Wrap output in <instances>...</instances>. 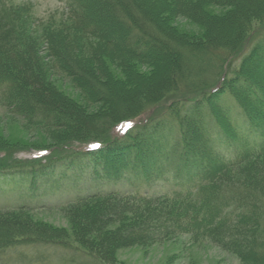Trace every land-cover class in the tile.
<instances>
[{
    "label": "rangeland",
    "instance_id": "rangeland-1",
    "mask_svg": "<svg viewBox=\"0 0 264 264\" xmlns=\"http://www.w3.org/2000/svg\"><path fill=\"white\" fill-rule=\"evenodd\" d=\"M68 1L0 0V24L3 28L10 24L12 28L14 24L10 20L9 12L16 7L27 5L31 7L33 17L38 19L37 24L31 26V30L27 27V33L34 31V35H38L41 33L42 25L53 23L59 26L65 20ZM201 8L202 13L206 12L212 17L223 13L222 8L216 5H205ZM164 19L167 30L184 36L183 39L189 36L199 37L205 31L194 20L175 16L172 12L165 14ZM252 24L253 31L243 50L233 55L225 51L219 54L215 52L210 56L212 61H208L209 64L201 62L194 67L192 77L189 76L190 74L176 77L172 70L174 57L165 56L163 52L156 55L161 61L154 65L147 61L112 62L109 58L102 57L105 68L113 77L106 83L105 91L109 96L108 102L111 107H108L107 103L98 104V107L89 104L79 88L70 81L57 77L50 86V92H57L62 99L59 104V114L62 117L58 119L59 124L55 128L33 127L30 125V120L14 115L0 101V152H6L0 153V164L4 167V172H7L5 174L11 175L16 168H22L19 171H23L24 168L33 172L36 179L32 192L27 190L28 182L24 179L18 178L15 182H10L11 178L7 176L8 180L0 181V264H241L237 255L224 248L225 240L217 243L216 236L207 237L200 230L197 235L185 232L174 233L172 216H162V213L168 212L163 206L164 203L172 204L176 193L180 190L186 192L196 188L199 185L196 178L185 180L173 177L171 174L169 178L172 183L159 180L145 184L142 177H138L139 174L130 172L125 167L128 157L133 153L131 147L123 148V146L122 150L100 151L85 157L81 155L92 146H97L95 145L97 142L109 148L110 141L126 138L127 128L137 127L139 122L143 123L140 125H144L157 119L164 120L165 115L169 116L168 119L175 118V120L180 117L185 122L178 128L177 125H172V122L169 124L170 120L167 119L169 126L165 122L161 129V131L165 130L168 139L176 144L181 132L186 136L187 134L190 137L196 136L194 126L196 129L199 121L193 123L191 118L199 112L206 118V131L213 136L212 148L228 151V148L236 146L234 141L232 146L228 144L221 148L220 128L212 121L211 112H206L205 109L212 105H216L217 108L219 105L239 126L243 118L242 113L227 92L234 86L242 101L249 106V113L258 120L264 121V108L258 111L255 106L258 98V101L263 100L261 103L264 107V31L260 30L261 21L253 20ZM135 33L133 30V34L130 35L132 40L137 35ZM224 57L227 60L222 61ZM222 73L227 75L226 88L221 86L224 89L214 97L216 101L206 103L209 92L220 84L218 79ZM245 78L252 85L254 84L253 87L243 85ZM139 81L143 84L138 85L141 88L139 91L134 90L137 94L134 98L135 102L126 105L124 102L131 98L123 100L121 96H125L127 84L133 85ZM152 86L156 91L155 94L145 93ZM199 97H203L202 101L205 105L195 108L191 101ZM110 108L112 115V108L119 109V112L113 116H108L114 120L113 122H120L142 112L141 118L139 117L140 119L135 122L120 123L110 130H108L110 126L103 124L101 118L93 116L89 121L90 111L101 109L99 111L102 114L103 110L109 112ZM226 123L228 121L222 123L223 127L227 126ZM185 125L188 126L189 133ZM242 131L247 132V128L243 126ZM185 141L189 146V141L186 139ZM139 142L142 144L136 145L138 154L134 153L131 159L143 160L147 157L148 151L152 153L155 150L156 142L148 146L142 140ZM190 142L191 158L195 161L197 157L193 150L194 148L195 151L200 150V146L193 141ZM143 148H147V154L143 152ZM189 158L186 156L179 161L183 162ZM250 162L238 173L233 170L226 171L225 183L216 181L219 189H222L221 195L226 190L224 187H230L232 190L231 187L246 185L248 181H252V178H264L263 169L254 166V158H251ZM120 170L122 174L117 172ZM168 175L170 172H167L165 177ZM231 190L228 192L231 193ZM230 193L226 192L224 195L228 197ZM135 198H161L155 203H147L140 210L141 212L146 210L148 213L151 210L155 211L154 218L149 225L147 224L148 227H154L152 231L157 232L158 235L167 232L171 235L166 239L150 240L129 247L109 245L101 254L105 259L95 256L97 253L88 248L89 241H93L96 237L115 235L119 230L124 233L129 232L128 226L132 223V214L135 210L123 215L122 218H115V213L119 212V207L132 203ZM77 202L82 204L75 207ZM23 204H27V209H32L20 212L19 209ZM93 216H103L104 223L94 235L88 232L89 229L84 231L83 228L87 219ZM180 224L184 222L181 220Z\"/></svg>",
    "mask_w": 264,
    "mask_h": 264
},
{
    "label": "trees",
    "instance_id": "trees-1",
    "mask_svg": "<svg viewBox=\"0 0 264 264\" xmlns=\"http://www.w3.org/2000/svg\"><path fill=\"white\" fill-rule=\"evenodd\" d=\"M205 5H216L222 8L223 13L215 17L208 16L206 12L203 14L201 6L204 8ZM171 12L175 16L194 20L205 29L204 33L199 37L189 36L183 39L184 36L167 30L164 26V18L165 14ZM9 14L14 28H11L10 24L3 28L0 24V101L14 115L30 120L31 126L46 129L57 127L58 119L62 117L59 114V104L62 99L57 92H50V86L57 77L68 80L79 88L89 104L98 107V104L107 103V106L111 107L108 102L109 96L105 91L106 83L113 77L105 68L102 57L109 58L112 62L147 61L154 65L161 61L156 55L163 52L165 56L174 57L172 70L176 77L189 74L192 77L194 67L201 62L209 64L208 61H212L210 56L215 52L219 54L225 51L233 55L243 50L253 31L251 29L253 20L261 21L260 30L264 31V0H69L65 20L59 26L53 23L42 25L41 33L38 35H34V31L27 33V27L31 30V26L38 21L33 17L31 7L27 5L16 7ZM133 30L137 34L134 40L130 36ZM211 50L213 51L209 52ZM225 60H227L225 57L222 58V61ZM225 81L227 75L222 73L218 79L220 84L209 92L206 103L216 101L214 97L226 88ZM140 82L127 84L125 96H121L123 100L131 98L124 102L126 105L135 102L134 98L137 94L134 90L139 91ZM243 83V85H252L247 79L243 80ZM153 86L145 93L154 95L156 91L153 89L156 86ZM52 90L55 91L53 88ZM227 92L242 113L243 118L239 126L219 105L217 108L216 105L207 107L205 111L211 112L212 121L220 128L221 148L228 144L232 146L231 144L236 142V146L227 149L229 152L211 147L214 139L206 131V118L200 112L191 118L193 123L199 121L196 129L194 126L196 136L190 137L188 134L186 136L181 132L176 144H173L165 134V130L161 131V129L169 120V124L172 122V125L175 124L178 128L185 122L180 117L175 120V118L168 119L169 116L165 115L163 117L166 120L156 118L157 120L151 121L150 124H138L127 133L126 138L110 141L109 148L106 147L102 151L110 152L113 149L122 150L131 147L133 153L129 154L125 167L130 172L139 174L138 177H142L145 184L159 180L172 183L169 178L171 174L173 177L185 180L196 178V182L199 183L196 188L186 192L178 191L172 204L165 202L163 205L168 212L162 213V216H172L174 233L185 232L197 235L200 230L207 237L216 236L217 243L225 240L224 248L237 255L241 264H264V178H252V181H248L246 185L231 187L232 190L230 187H224L227 193L231 190V195L228 197L225 196V191L220 194L222 189H219V184L216 182L220 180L225 183L226 171L233 170L238 173L251 163V158H254V166H259L264 171V121L258 120L249 113V106L245 105L234 86ZM202 98L191 101L192 106L203 107L205 102L203 103ZM256 101V109L262 111L263 100L258 101L257 98ZM115 109L112 108L113 115L119 112V109ZM99 110L90 111L89 121L93 116L101 118L103 124L111 127H108V130L126 121L135 122L141 118L142 113L120 122H113V119L108 118L109 115L113 116L110 113L111 108L109 112L103 110L102 114ZM225 121L228 123L223 127L222 123ZM159 122L161 124H158ZM185 126L189 133L188 126ZM243 126L247 128L248 133L242 131ZM157 127L159 128L155 129ZM185 139L189 141V146H191L190 141L200 146V150L195 151V148L193 150L197 157L195 161L191 158L192 152ZM139 140H142L146 146L156 142L153 154L150 152L152 156L149 151L148 154L146 153L147 148H143V152L147 154L146 158L131 159L134 153L138 154L136 145L142 144ZM186 156L190 157L187 162L179 161ZM81 157L85 156L81 155ZM21 169L16 168L15 172L9 175L5 174L7 172H4V167L0 164V181L8 180L7 176L11 178L10 182H15L18 178L24 179L28 182L27 190L32 192L35 176L33 172L24 168L23 171H19ZM117 172L122 174L121 170ZM167 172H170V175L165 177ZM159 199L161 198H135L132 203L119 207L115 218H122L123 215L135 210L132 214V223L128 226L129 232L124 233L119 230L115 235L96 237L87 243L88 248L103 260L105 258H102V251L109 245L129 247L150 240L166 239L171 233L158 235L157 232L152 231L153 226L148 227L155 211L151 210L148 213L146 210L143 212L140 210L147 203H155ZM77 203L75 207L82 204V202ZM26 205L23 204L19 211L32 209H27ZM181 220L184 222L182 225ZM101 225H104L103 216H93L84 223L85 230H83L89 229L88 232L94 235L99 232Z\"/></svg>",
    "mask_w": 264,
    "mask_h": 264
}]
</instances>
